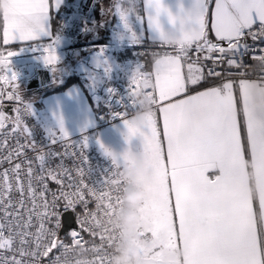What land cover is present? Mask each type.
I'll use <instances>...</instances> for the list:
<instances>
[{"label": "snow or ice", "instance_id": "obj_1", "mask_svg": "<svg viewBox=\"0 0 264 264\" xmlns=\"http://www.w3.org/2000/svg\"><path fill=\"white\" fill-rule=\"evenodd\" d=\"M49 8V0H11V7L0 11V102H20L17 74L10 68L17 53L7 46L48 35ZM146 8L148 25L165 51L154 54L151 72L137 71L130 96L138 110L135 97L143 92L152 110L139 127L127 113L117 114L127 128L128 147L114 153L100 145L111 161L101 179L88 178L87 138L72 145L79 149L72 155L81 165L72 175L62 154L45 152L33 141L20 108L13 109L15 116L0 110V149L8 148L10 135H23L26 141H17L0 156V163L10 165L0 172V264H42L45 257L49 264H111L115 232L110 218L135 183L130 171L139 156L147 157L151 181L146 186L150 198L140 210L152 215L155 225L142 237L167 233V247L183 253L181 264H264V48L255 46L264 43V0H215L211 11L210 0H188L175 13L163 0H146ZM209 23L215 40L209 37ZM54 44L42 49L45 64L57 62ZM245 56L258 63V80L227 79L188 94L190 86L206 78L201 60L227 63L244 77L247 73L239 69L246 68ZM221 75L207 72L209 77ZM145 82L151 91L141 87ZM67 138L62 121L58 131L49 133L51 144ZM28 150L36 152L34 159ZM57 156L61 163L53 168L49 161ZM48 180L59 186L56 191L49 189ZM234 187H247L248 194L228 198ZM13 192L19 195L15 202ZM69 211L77 228H69L70 243H65L59 232ZM160 247L148 251L147 264H161ZM79 248L92 255L82 262L73 254ZM53 250L58 254L50 256Z\"/></svg>", "mask_w": 264, "mask_h": 264}, {"label": "crops", "instance_id": "obj_2", "mask_svg": "<svg viewBox=\"0 0 264 264\" xmlns=\"http://www.w3.org/2000/svg\"><path fill=\"white\" fill-rule=\"evenodd\" d=\"M69 2L70 0H49L50 8L45 20V28L48 35H42L35 42H18L10 45L15 46L14 49L20 52L19 58H23L36 73L40 72L37 76L47 72L48 79L42 83L43 86L48 84L52 74L63 68L66 71L63 75H60L61 80L73 75L78 77V84L70 85L61 92L39 98L36 104L37 120H39V124L48 137L50 132L59 130L60 121L63 122L64 129L69 136L92 129L96 123L97 111L96 106L91 101L92 93L99 90L113 78L123 77L124 79L122 80L133 78L137 73V69L151 72L153 70L154 57L145 67L142 57L137 54V48L145 45L161 47L158 41V33L150 28L147 22L146 0H121L117 2L113 5L111 12L114 15V21H107V24L97 21L96 24H93L94 26L91 25V29L89 27L87 32L83 33L78 44H72L69 40L55 35V18ZM163 2L175 13L178 11L180 4L183 3L187 6L188 0H163ZM214 4L215 0H210V11L214 8ZM10 7L11 0H0V11H7ZM97 15L98 17L102 15L101 8L98 9ZM161 22L167 29L166 16H161ZM96 29L103 33L108 30L109 33L105 40L98 44V49L93 51L89 49L83 50L91 43L90 41H83L84 37L90 35L91 31H96ZM209 37L215 40L214 34L210 30V23ZM53 41H55L54 47L58 57L57 62L55 64H45L42 49ZM60 82L63 83V81ZM201 83L197 86H190L188 94H195L197 91L217 85L213 84L199 88ZM31 85L37 84L34 82ZM144 106L148 109L138 114L142 124L147 114L152 110L150 97L146 100ZM155 109L156 106H153V110ZM135 117L130 118V122L137 127L141 126L134 123ZM160 127L162 128V117L160 119ZM97 134L99 143H96V149L101 155L106 156L100 146L101 144L114 153H121L128 147L125 140L127 128L123 121L100 129ZM86 138L89 139L91 137ZM133 143H136V141H133ZM96 146L94 145V147ZM146 161V156L135 157L134 167L130 171V174L133 172L132 177L135 181L132 187L137 190L140 189L139 191H141V188L146 190V186L151 182ZM138 165L143 167V175L140 176L139 180ZM145 192L144 202L151 195L147 190ZM247 194V187H234L228 190L226 196L233 199L243 198ZM140 204L142 205V201H140ZM140 209L141 207L139 208L135 226L130 227L125 234L129 248L136 257L134 264H147L146 256L148 251L160 245H163V247H160L161 264H181L180 257L183 253L175 248L167 247V233L161 232L156 238H145L140 235L141 232H151L155 226L152 215L145 214Z\"/></svg>", "mask_w": 264, "mask_h": 264}, {"label": "built area", "instance_id": "obj_3", "mask_svg": "<svg viewBox=\"0 0 264 264\" xmlns=\"http://www.w3.org/2000/svg\"><path fill=\"white\" fill-rule=\"evenodd\" d=\"M73 0L70 1L69 5H73L76 3L75 7H71V9H66L64 14H59L55 18V22L57 24V32H61L67 37H74L79 32L80 26L83 24L92 23L95 20L96 15V3L97 0ZM249 44H253L251 38L248 39ZM256 47L264 48V43L260 41L255 42ZM165 49L161 47H154L149 50L147 47H139L137 48V53L140 56L150 55L152 58L154 54L162 53ZM170 51V49H169ZM195 58V57H193ZM201 64L204 66V71L207 75L209 69H214L216 72L222 73L219 77H209L207 78L211 81V84H220L223 80L231 79L233 81H239L241 78H245L248 80H258L260 76V68L258 63L250 58V56L244 57V64L246 68L239 69L240 72H246L247 75L241 77L239 75H235L238 71L235 68L229 69L227 63L222 65H214L212 60H201ZM231 72L233 75H228ZM133 78L122 80V81H113L105 86H103L98 92L91 95V101L96 106V123L95 126L87 131H84L79 134L71 135L66 140H58L56 144H51L49 141V137L45 134V132L41 129L38 121L36 120L33 111L25 104L18 103L16 108L21 109V119L24 124L28 127L33 141L43 148L45 152L51 149L54 152L62 154L63 164L66 168L72 170V175H75V168L80 165V160L78 156H73V152H79V149L73 148V144L80 143L84 138L92 136L99 129H103L119 123L123 121L118 113H127L128 119L137 116L138 114L146 111L148 108L145 107V102L149 98L143 92H139L141 95H136L135 100L137 105H139L138 110H136L132 105V98L130 96V85ZM151 83L145 82L141 84V87L147 88V90L151 91ZM12 127L11 124H7L6 128L10 129ZM0 140H3V134L0 133ZM17 141L20 143H25L23 135H10L7 138V149H0V156L6 154L7 150H10L17 145ZM85 156L87 158V168H88V178L92 181H97L102 178L104 172L111 166V161L108 158L98 156L94 151L89 148L85 149ZM27 156L30 159H34L36 156V152L31 150L27 151ZM61 163V157L57 156L52 158L49 161V165L53 168L57 164ZM10 165L6 162L0 163V172L4 169L9 168ZM86 167V166H85ZM48 187L51 191H56L58 189V185L51 180L47 181ZM13 201H17L19 199V195L13 192ZM49 200H51V195L49 194ZM134 195L132 191L127 189V191L123 195V204L122 206L115 211V213L111 216L110 227L115 232V240L113 241L112 248L114 249V255L111 259V264H132L131 258L129 255V247L126 241V231L128 227L133 222V208H134ZM61 211H63V201L60 202ZM91 206V205H90ZM79 211V209H77ZM70 212V211H69ZM74 222H75V214ZM75 228L77 225L75 223ZM35 231V229H33ZM85 238L88 239L86 233H84ZM59 236L64 240L65 243H70V238L66 236V232L61 235L59 232ZM58 254L56 250H53V253L50 256H54ZM80 259L82 262L89 256L92 255L91 252H86L83 248L76 249L73 253ZM42 264H49V258H43Z\"/></svg>", "mask_w": 264, "mask_h": 264}, {"label": "rangeland", "instance_id": "obj_4", "mask_svg": "<svg viewBox=\"0 0 264 264\" xmlns=\"http://www.w3.org/2000/svg\"><path fill=\"white\" fill-rule=\"evenodd\" d=\"M119 1H121V0H97V3H96L97 4L96 5L97 9H96V15H95L94 22L88 23V24H83L82 26H80V28L78 30L79 33L77 35H75L74 37H72V38L65 36L61 32H57V24L55 22V35L58 36V37H62V38H65V39L69 40L72 44H75V45L78 44L80 39H81V37H82V35H83V33L85 31L87 32L89 27L91 29V25L96 24L97 21H100L102 24H105V23L107 24V21H110V22L114 21V15H112L111 12L113 10V5L116 4ZM73 2H76V1L73 0ZM69 3L67 4L66 7L63 8V10H62V12H60V14L61 13L64 14L63 11H65L67 8L71 9V7H75L76 6V3H74L73 5H69ZM99 8L102 9V15L100 17H98V15H97ZM108 33H109L108 30L106 31V33L99 32V30H97V29H96V31L92 30L91 34L87 35L83 39V41H90L91 42L87 47L83 48V50L89 49V50L93 51V50L98 49V44L102 43L105 40V38L107 37ZM78 49H80V47H78ZM12 50L15 51L17 54L14 55L13 57H11L10 68H11V70L13 72H15L17 74V81H16L17 94L20 97V102L8 101L7 99H4L2 102H0V104H2V108H0V110H3L6 115L15 116L16 113L13 111V109L16 108V105L18 103L25 104L29 108L32 109L33 114H34V116H35V118L37 120L36 104H37L39 98H41L42 95L46 91L51 90V89H55L58 86H60L62 84V82H60V81L65 82L67 80V78H63V80H61L62 78L60 76V75H63V73L66 70H65V68H63L62 70H58L56 73L52 74L50 76V81L48 82V84L43 86L42 83H44L45 80L41 79L40 76H37V73L34 71V69L32 67L28 66V64L26 63V61H24L23 58H19L20 52L17 49H12ZM75 52H77V51H75ZM121 61H123V60H121ZM138 70H140V69H137V71ZM204 73H205V71H204ZM46 74H47V72H46ZM205 77H206L205 80H207L208 78H207L206 73H205ZM122 79H124V78L123 77L113 78V80L107 82L106 84H108L110 82H113V81H120ZM34 82H36L37 85H33L32 86L31 84L34 83ZM4 87L7 90L8 86H4ZM99 90L95 91L94 93L98 92ZM94 93H92V95ZM37 121H39V120H37ZM40 127H41V125H40ZM41 129H42V127H41ZM90 137L91 138L87 139V143H88L87 148H89L92 151H94L98 156L110 159L109 157L101 155V154H99L97 152V149H96L97 148L96 143L98 142V134H97V132H95ZM94 145L96 147H94ZM130 175L132 176L133 172ZM140 176H142V175L138 174V180L140 179ZM132 185L133 184L129 185L128 187H129V189L132 191V193L134 195L135 202H134V208H133V222L128 227V229L130 227L132 228V227L135 226V223L137 221V215H138V212H139V208L142 207V205L144 203V198H145L144 195L146 193L145 189L141 188V191H139L140 189H138V190L134 189L132 187ZM140 201H142V205L140 204ZM126 241H127V239H126ZM127 244H128V242H127ZM128 247H130L129 244H128ZM129 255H130L132 264H134L136 257L133 254V252L130 250V248H129Z\"/></svg>", "mask_w": 264, "mask_h": 264}, {"label": "trees", "instance_id": "obj_5", "mask_svg": "<svg viewBox=\"0 0 264 264\" xmlns=\"http://www.w3.org/2000/svg\"><path fill=\"white\" fill-rule=\"evenodd\" d=\"M9 47H11V49H14V48H15V46H9ZM144 47H147L149 50H151L152 48H154V47H156V46H146V45H145ZM141 57H142V59H143V63H144V65H145V67H146V65H147L149 62H151V60H152V57H151L150 55H145V56H141ZM37 74H40V72L38 71ZM78 83H79V80H78L77 77H75V76H70V77L67 78V80H66L65 82H63V83H62L60 86H58L57 88L46 91V92L42 95V97H45V96H47V95H49V94H52V93L61 92V91L65 90L67 87H69L70 85L78 84ZM208 85H212V84H211V81H210L209 79L204 80V81L201 83V85L199 86V88H201V87H206V86H208Z\"/></svg>", "mask_w": 264, "mask_h": 264}, {"label": "water", "instance_id": "obj_6", "mask_svg": "<svg viewBox=\"0 0 264 264\" xmlns=\"http://www.w3.org/2000/svg\"><path fill=\"white\" fill-rule=\"evenodd\" d=\"M71 1V0H70ZM75 228L74 216L72 212H67L64 214V227L60 231V234L63 235L69 230V228Z\"/></svg>", "mask_w": 264, "mask_h": 264}, {"label": "clouds", "instance_id": "obj_7", "mask_svg": "<svg viewBox=\"0 0 264 264\" xmlns=\"http://www.w3.org/2000/svg\"><path fill=\"white\" fill-rule=\"evenodd\" d=\"M137 95H141L140 93H137ZM134 123L137 125H142V120L140 119V116L137 115V117L134 118ZM138 171L140 173V175H143V167L142 165H138Z\"/></svg>", "mask_w": 264, "mask_h": 264}, {"label": "flooded vegetation", "instance_id": "obj_8", "mask_svg": "<svg viewBox=\"0 0 264 264\" xmlns=\"http://www.w3.org/2000/svg\"><path fill=\"white\" fill-rule=\"evenodd\" d=\"M40 78H41V79H44V80H47V79H48V76H47V74H42V75L40 76Z\"/></svg>", "mask_w": 264, "mask_h": 264}]
</instances>
